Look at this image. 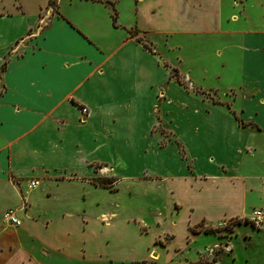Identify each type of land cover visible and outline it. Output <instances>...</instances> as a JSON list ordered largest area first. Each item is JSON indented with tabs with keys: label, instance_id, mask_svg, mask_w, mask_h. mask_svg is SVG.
Returning a JSON list of instances; mask_svg holds the SVG:
<instances>
[{
	"label": "crops",
	"instance_id": "0c3cea01",
	"mask_svg": "<svg viewBox=\"0 0 264 264\" xmlns=\"http://www.w3.org/2000/svg\"><path fill=\"white\" fill-rule=\"evenodd\" d=\"M118 1L78 0V11L69 14L58 0V12L45 17L48 25L27 39L36 18L0 12V222L10 207L21 221L0 224V264H111L112 258L123 264L119 254L101 253V238L89 234L88 218L97 205L94 191L109 189L94 182L111 174L105 163L114 154L127 160L140 150L134 140L141 135L148 92L158 104L155 119L160 114L188 152L193 168L185 169V177L218 176L220 171H202V163L214 171L229 167V158L246 147L236 140L239 130L251 125L264 133L257 118L264 112V22L254 19L252 0H161L153 7L131 0L125 23L118 14L111 17L109 2L115 8ZM183 14L194 18V26H180ZM228 15L235 20L228 23ZM160 34L166 41L179 35L170 65L193 86L220 93L219 86L203 87L184 75L185 59L216 62L220 78L234 73L224 88L229 106L209 102L171 78L162 63L169 58L154 44ZM81 107L88 109L85 117ZM163 107L184 113L190 136L179 133L169 110L159 112ZM151 121L148 128L156 124ZM263 177H248L249 190L255 184L262 189ZM32 180L39 185L29 189ZM215 203L189 227L212 221ZM258 208L264 210V190Z\"/></svg>",
	"mask_w": 264,
	"mask_h": 264
},
{
	"label": "rangeland",
	"instance_id": "374dc122",
	"mask_svg": "<svg viewBox=\"0 0 264 264\" xmlns=\"http://www.w3.org/2000/svg\"><path fill=\"white\" fill-rule=\"evenodd\" d=\"M60 1L61 8L69 14L78 11V0ZM146 1L148 7L161 2ZM234 1L242 4L244 0ZM80 5L83 7V4ZM250 6L254 19L261 18L264 22V0H252ZM58 7V0H0V12H22L28 20L36 18L26 37H23L26 39L40 27L48 25L45 17L58 12ZM131 7V0H119L116 3L119 23L128 20ZM110 9L112 14L113 10ZM184 15L179 20L180 26H194V18L186 19ZM208 20L211 23L212 17H208ZM233 20L234 16L226 17L228 23ZM164 38L163 34L155 35L154 44L169 58L166 59L169 63L165 60L162 63L167 65L165 68L171 78L177 82L179 77L186 90L201 95L209 102L229 106L224 88L227 81L235 79L231 75L234 73L220 78L223 71L216 62L185 59L184 75L189 74L192 81L203 87L219 86L220 93L218 96L213 91L195 87L184 79L179 69L174 71L170 65L176 62L174 55L178 50L175 45L181 41L179 35L173 38L168 36L167 41ZM11 51L9 49L3 53L4 58ZM226 95L231 97L230 92ZM145 97L148 100L142 112L145 123L139 127L141 135L134 140V147L140 150L127 160H120L114 154L105 163L114 171L110 170V175L94 180L96 184L98 180L100 185L109 188L94 191L97 205L88 218L89 234L101 238V253H117L118 257H123V264L130 261L134 264H264V229L263 226L254 225L249 218L252 209L258 208L263 199L264 177L261 178L262 189L255 184L249 190L252 186L248 179L252 175H264V133L251 125L242 128L243 132L239 130L236 140L239 145L243 144L241 141L245 142L246 147L242 149L241 155L229 156V167L220 166L219 170L214 171V168L202 163V171H220L218 176L207 174L202 179L185 177V169L190 172L193 168L188 152L183 143L165 128L160 114L156 113L155 119L154 112L158 110V104L151 101L150 93L144 94ZM173 98H178V94L175 93ZM83 108L86 107H81L80 112L85 117L88 112L84 115ZM163 108L159 112L169 110L179 133L190 136L184 113L173 107ZM216 108L219 113L231 115L221 107ZM237 114L241 115L238 110ZM257 118L264 128V112L261 111ZM151 119L156 124L148 128L152 124ZM224 159L219 157L217 160L220 162ZM214 201L218 209L216 217L212 221H200L197 226L190 228L195 220L205 215L206 206ZM111 260V264H115L114 259Z\"/></svg>",
	"mask_w": 264,
	"mask_h": 264
},
{
	"label": "built area",
	"instance_id": "2783aa9c",
	"mask_svg": "<svg viewBox=\"0 0 264 264\" xmlns=\"http://www.w3.org/2000/svg\"><path fill=\"white\" fill-rule=\"evenodd\" d=\"M82 112L84 115L87 114V109L83 108ZM39 185V180H32L28 183L27 188L33 189ZM17 210L15 208H7L3 211L1 215V223L10 226H19L21 221L18 218ZM250 220L257 227L264 225V210L261 208H253L250 212Z\"/></svg>",
	"mask_w": 264,
	"mask_h": 264
},
{
	"label": "trees",
	"instance_id": "16d2710c",
	"mask_svg": "<svg viewBox=\"0 0 264 264\" xmlns=\"http://www.w3.org/2000/svg\"><path fill=\"white\" fill-rule=\"evenodd\" d=\"M52 1H57V0H52ZM96 1H102V0H96ZM109 4H110V6L112 7V10H113V13L111 14V17H112V20L114 21L116 19V14L117 13H116V10H115V8L113 6V3L109 2ZM177 81H178V83L182 84L179 79H177ZM96 182H97V184H101L100 182H98V180H96ZM205 232H208V230H205ZM213 261H215V260H213Z\"/></svg>",
	"mask_w": 264,
	"mask_h": 264
}]
</instances>
